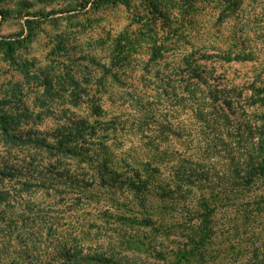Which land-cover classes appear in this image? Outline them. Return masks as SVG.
I'll return each instance as SVG.
<instances>
[{"label": "trees", "instance_id": "16d2710c", "mask_svg": "<svg viewBox=\"0 0 264 264\" xmlns=\"http://www.w3.org/2000/svg\"><path fill=\"white\" fill-rule=\"evenodd\" d=\"M69 1L58 12L26 11L25 25L132 5ZM198 1L149 0L135 30L95 40L107 58L81 44L75 56L68 33L54 34L44 58L22 57L20 39H1L7 72L23 80L0 95V264H138L144 254L162 264H264V110L254 108L264 88L244 101L237 88L211 85L202 62L253 55L191 45L179 65L150 68L171 34L176 48L186 38L169 26L160 34L157 20L177 22ZM144 48L149 59L135 64ZM142 63L143 89L111 92ZM108 99L124 109L109 113Z\"/></svg>", "mask_w": 264, "mask_h": 264}, {"label": "rangeland", "instance_id": "374dc122", "mask_svg": "<svg viewBox=\"0 0 264 264\" xmlns=\"http://www.w3.org/2000/svg\"><path fill=\"white\" fill-rule=\"evenodd\" d=\"M69 2V0H0V41L7 37L20 39L17 42L20 46L18 50L20 56L44 58L55 44L54 34L68 33L71 34L68 46L72 48L73 51H71L75 56L80 54V50L73 48L81 44L79 48L83 47L85 51L96 54L100 58H107L105 56H108L109 51L103 45L97 44L95 40L107 39L125 29L135 30L136 15L149 11L147 5L149 0H132L131 8L119 3L104 5L99 12L89 8L80 10L78 14L83 15L82 20L79 19L81 23L77 18L68 20L65 15H62L63 13H54L52 17L45 20L38 19L39 22L31 23V26L25 25L26 11L58 12ZM171 5L173 6L172 3ZM177 5L178 3H175V6ZM162 6L163 4L161 8ZM85 17L95 19H92L91 25L84 27V22L87 24ZM178 19L175 22L174 19L169 21L167 18H160L157 20L156 28L160 34H163L167 26L175 27L177 30H186V38L182 40L184 46L174 47L173 38L175 36L171 34L168 44L169 51L163 53L164 57L157 63H153L150 68L163 72L179 65L182 54L186 48L191 50V45L206 48L211 54L219 53V55L230 52L231 56H235L236 53L248 52L253 55V60H225L217 56L202 60L212 71L211 75L209 74V83L217 88H237L242 92L244 101L254 93L253 86L264 88V0H199L194 8L187 10L186 15ZM135 54V64L145 63L149 59L147 48ZM3 57L4 48L0 44V95L7 81L23 80V76L16 70L10 69L7 72L11 67L3 61ZM144 63L135 66L134 70H132L133 67L129 69L131 71L127 75H129L128 82L130 83L127 85L120 86L112 82L111 92H116L118 88L122 91L136 87L139 90L143 89L140 75L145 71ZM262 92L261 96L264 97V91ZM262 104L255 106V110L263 111L264 101ZM105 106L109 113H117L124 109L122 103H111L110 99L107 100ZM172 140L178 148H183L177 139L172 138ZM104 237V234L97 236L100 240ZM9 250L4 255L3 261L12 257V249ZM138 258V264H152V262L162 264L145 254Z\"/></svg>", "mask_w": 264, "mask_h": 264}]
</instances>
